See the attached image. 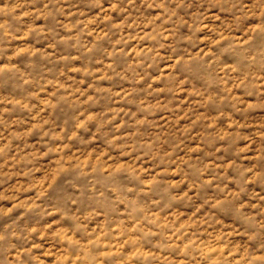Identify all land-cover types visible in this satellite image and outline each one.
Segmentation results:
<instances>
[{
  "label": "clouds",
  "instance_id": "1",
  "mask_svg": "<svg viewBox=\"0 0 264 264\" xmlns=\"http://www.w3.org/2000/svg\"><path fill=\"white\" fill-rule=\"evenodd\" d=\"M3 16L0 82L23 99L0 125L18 113L35 142L10 171L0 146V217L39 221L0 232V264H264V0H0ZM34 41L82 80L45 73Z\"/></svg>",
  "mask_w": 264,
  "mask_h": 264
},
{
  "label": "rangeland",
  "instance_id": "2",
  "mask_svg": "<svg viewBox=\"0 0 264 264\" xmlns=\"http://www.w3.org/2000/svg\"><path fill=\"white\" fill-rule=\"evenodd\" d=\"M19 3L22 4L23 0H19ZM21 11L19 4L15 5L13 7V12L19 13ZM24 15V21L28 23V28L22 29V32L25 34L32 28H35L40 31L41 34H45V21L43 18H40L36 21V23L33 25L27 16L26 13ZM67 15V13L65 14ZM7 16L0 17V20H6ZM61 20L64 19V17L60 18ZM110 18L105 17V23L108 22ZM88 24L89 25H95L96 21L94 18L89 17L88 18ZM123 23V22H121ZM92 35V34H90ZM29 40L32 39L31 36L28 37ZM19 44H24V41H17ZM35 44V48H33L32 45H26L21 49L23 53H28L31 50V54L33 57H35L38 53L41 55H48L52 59V63L49 64L48 68H45L44 71L48 75H51L52 72H58L59 79L57 80L58 83L64 84L65 80H69L70 82L74 83L77 79H81L82 77L80 75V68H81V61L77 58L76 55H73L71 62L74 65L71 68H68L67 71L65 70V63L68 61V56L61 55L60 49L56 47L54 44H50L47 41H41V42H33ZM119 41H117V44ZM67 49H65V52ZM74 51V50H73ZM131 53H135L136 55H139V52L136 48L131 49ZM3 63L5 68H8V70L11 72L12 69L9 68L6 61L0 62ZM15 63V61L13 62ZM59 65V68L56 66ZM19 67V66H17ZM100 65H97V73L100 71ZM26 75V73H25ZM101 84L102 87L107 86V81L103 79V76L100 77V80L97 81ZM9 83L15 85V81H3L0 82V92L3 93L4 97L7 100V103L4 105H0V108L7 107L9 110H11L15 103L17 101H20L23 99L21 95L16 94L19 90L15 87L11 89L12 95H9L8 86ZM77 91L80 93L81 96L84 95V92L80 89H77ZM97 91H100L99 89ZM120 93L117 92V97H119ZM42 98L39 101L41 105H44L47 103L46 94H41ZM89 99H91V96H89ZM25 109H27L29 106L28 104H25ZM9 115L11 116V119H9ZM5 120L7 121L6 125H0V136L5 137L6 139H3V144L0 146H8L11 145L12 151L9 153L11 159L8 162V167L5 169L6 171L12 170V161H16V158L19 156L21 159L17 161V165L19 167H23V161L28 158L29 155H32L31 148L33 143L35 142L33 140V133L31 130L27 127V120H23V117L20 116L18 113H7L5 114ZM18 120H23L24 126L21 127V125L18 123ZM11 137V138H8ZM23 138V139H22ZM26 139L28 142L24 143L23 140ZM23 144V147H20V145ZM89 156H91V153H89ZM46 158V156L44 157ZM68 159L71 161L73 159L72 156L68 157ZM123 166V164L121 165ZM36 177H35V184H43L45 180L48 179L47 174L43 173L40 168L35 169ZM28 171L25 170L22 175L16 177V182L19 184L20 188H23L25 186L24 182L26 177L28 176ZM35 184L32 185V187L35 186ZM27 192H31V187H29ZM24 193H21V196H23ZM12 204L5 200L3 201V208H11ZM39 221V218L34 213H27L24 214V209L22 207H17L13 211H11L9 214L4 215L0 217V232L4 231H11L12 229H16L17 231H23L27 228L33 227L35 224H37ZM11 225V227H9ZM39 243L43 246L41 251L43 252V258L46 261H51L54 259L50 251H46V249H50V244H45L43 240H40ZM15 253L13 252V256Z\"/></svg>",
  "mask_w": 264,
  "mask_h": 264
}]
</instances>
